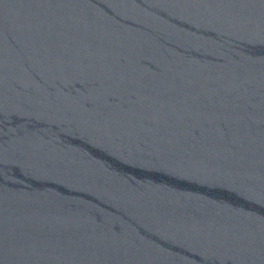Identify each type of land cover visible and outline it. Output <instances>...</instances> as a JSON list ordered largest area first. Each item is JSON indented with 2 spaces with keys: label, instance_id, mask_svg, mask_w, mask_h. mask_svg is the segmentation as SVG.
Masks as SVG:
<instances>
[{
  "label": "water",
  "instance_id": "95a60500",
  "mask_svg": "<svg viewBox=\"0 0 264 264\" xmlns=\"http://www.w3.org/2000/svg\"><path fill=\"white\" fill-rule=\"evenodd\" d=\"M0 264H264V0H0Z\"/></svg>",
  "mask_w": 264,
  "mask_h": 264
}]
</instances>
